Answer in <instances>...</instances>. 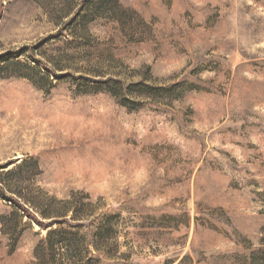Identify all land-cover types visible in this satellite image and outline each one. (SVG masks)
<instances>
[{
  "label": "rangeland",
  "instance_id": "374dc122",
  "mask_svg": "<svg viewBox=\"0 0 264 264\" xmlns=\"http://www.w3.org/2000/svg\"><path fill=\"white\" fill-rule=\"evenodd\" d=\"M107 1L0 0V264H264V0Z\"/></svg>",
  "mask_w": 264,
  "mask_h": 264
},
{
  "label": "trees",
  "instance_id": "16d2710c",
  "mask_svg": "<svg viewBox=\"0 0 264 264\" xmlns=\"http://www.w3.org/2000/svg\"><path fill=\"white\" fill-rule=\"evenodd\" d=\"M107 6V10L112 12L114 11L116 12V6L118 5L116 0H108L105 4ZM22 54V51H18V52H13V51H8L5 53L0 54V69L2 70V68H4V65L6 64H18L20 63V60H18V57ZM10 164L12 163H5V165L0 166L1 168H5L8 167ZM0 193L2 194V196L5 197V193L3 191V188L0 187ZM15 200V199H14ZM30 204H32V206H34L36 209L38 208V205L35 202L32 201H28ZM16 206H18L21 210L24 211V213L33 219V221H35L37 224L44 226V227H50V226H54V224L59 223L57 220V217H62L65 216V213H67L68 211H64L63 214L61 213V215H57V213H55V207H53L54 205H51L49 207L46 208V210H41L40 214L41 216H43L44 218L50 219L51 222L49 224H46L44 221L40 220L39 218H36L35 213L32 212L31 207L28 206V204L26 203H22L19 202V200H15ZM41 209V208H40Z\"/></svg>",
  "mask_w": 264,
  "mask_h": 264
},
{
  "label": "bare ground",
  "instance_id": "6f19581e",
  "mask_svg": "<svg viewBox=\"0 0 264 264\" xmlns=\"http://www.w3.org/2000/svg\"><path fill=\"white\" fill-rule=\"evenodd\" d=\"M88 134V133H87ZM92 174V173H91Z\"/></svg>",
  "mask_w": 264,
  "mask_h": 264
}]
</instances>
